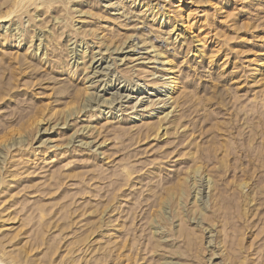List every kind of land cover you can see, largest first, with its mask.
Returning a JSON list of instances; mask_svg holds the SVG:
<instances>
[{
    "label": "rangeland",
    "instance_id": "obj_1",
    "mask_svg": "<svg viewBox=\"0 0 264 264\" xmlns=\"http://www.w3.org/2000/svg\"><path fill=\"white\" fill-rule=\"evenodd\" d=\"M0 264H264V0H0Z\"/></svg>",
    "mask_w": 264,
    "mask_h": 264
},
{
    "label": "bare ground",
    "instance_id": "obj_2",
    "mask_svg": "<svg viewBox=\"0 0 264 264\" xmlns=\"http://www.w3.org/2000/svg\"><path fill=\"white\" fill-rule=\"evenodd\" d=\"M11 11H14V9L13 10H11ZM10 13V12H9ZM11 14V13H10ZM10 14H8L7 16H9ZM6 16V17H7ZM5 17V18H6ZM7 19H4L3 18V20L2 21H6ZM173 26V25H172ZM41 37V36H40ZM133 44V43H132ZM135 44V43H134ZM137 44V43H136ZM132 47V46H131ZM134 47V46H133ZM119 48V47H118ZM170 94V93H169ZM126 96V95H125ZM105 97V96H104ZM170 97H172L171 95H170ZM109 100V98H105V100L104 101H106V100ZM112 99V98H111ZM172 99V98H171ZM108 100H107V102H108ZM90 101V100H89ZM87 103H88V101H87ZM111 104H112V101L110 102ZM87 105V104H86ZM106 105V104H105ZM163 106H164V104H162ZM136 106V105H135ZM169 106H171V105H169ZM84 107H86V106H84ZM108 108H109V106H108ZM166 108V107H165ZM165 110L163 109V111L162 112H164ZM171 112V110H168L165 114H164V116L163 117H167L168 115H169V113ZM108 114V113H107ZM150 128H155V126L154 125H150L149 126ZM82 141V140H81ZM18 142V141H17ZM83 144V143H82ZM200 165H199V167L196 169V172L198 173L199 171H200ZM206 176V175H205ZM208 176V175H207ZM206 178V177H205ZM193 183H194V186L196 187V189L194 190V191H196L195 192V194H194V196H197L203 189H205L206 187H208L207 185L210 183V177L209 178H207L206 179V183L204 184V183H199L198 182V180L195 178L194 180H193ZM193 183H191V184H193ZM199 183V184H198ZM181 184V183H180ZM207 184V185H206ZM202 186H203V189H202ZM211 187H212V185H211ZM209 188H210V184H209ZM181 191V190H180ZM184 191V190H183ZM182 192V191H181ZM178 194V193H177ZM196 198V197H195ZM199 200V199H198ZM183 207V206H182ZM208 230V229H207ZM212 241V240H211Z\"/></svg>",
    "mask_w": 264,
    "mask_h": 264
}]
</instances>
